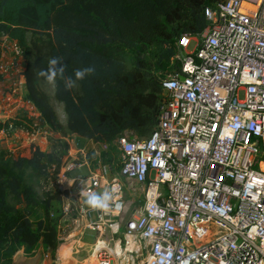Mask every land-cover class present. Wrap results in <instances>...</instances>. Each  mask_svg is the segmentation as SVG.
<instances>
[{"label":"built area","instance_id":"1","mask_svg":"<svg viewBox=\"0 0 264 264\" xmlns=\"http://www.w3.org/2000/svg\"><path fill=\"white\" fill-rule=\"evenodd\" d=\"M205 16L200 36L177 42L180 69L160 77L166 100L157 128L115 140L118 170L73 147L67 170L86 172L62 194L57 247L69 246V258L264 264V0H222ZM134 187L142 205L130 211L124 194ZM82 189L112 191L109 209L84 207ZM87 231L96 233L88 247Z\"/></svg>","mask_w":264,"mask_h":264},{"label":"trees","instance_id":"2","mask_svg":"<svg viewBox=\"0 0 264 264\" xmlns=\"http://www.w3.org/2000/svg\"><path fill=\"white\" fill-rule=\"evenodd\" d=\"M221 1L0 0V45L5 37L20 47L25 99L40 125L55 132L62 125L38 72L51 57L62 58L65 78L75 80L76 70L93 67L70 90L58 77L53 98L63 106L68 132L114 145L126 132L130 139L143 138L157 128L166 100L160 77L180 69L174 60L179 38L200 36L210 26L205 10ZM9 125L27 132L37 127L27 113L6 121V131ZM45 158L51 156L38 148L28 157L0 151V264H13L21 247L26 255L39 246L52 254L57 249L59 217L49 211L53 198L39 201L26 181L28 172L46 176ZM9 196L24 208L9 204Z\"/></svg>","mask_w":264,"mask_h":264},{"label":"rangeland","instance_id":"3","mask_svg":"<svg viewBox=\"0 0 264 264\" xmlns=\"http://www.w3.org/2000/svg\"><path fill=\"white\" fill-rule=\"evenodd\" d=\"M195 43L192 42L188 48V52H193ZM21 52V51H20ZM14 48V43L7 38H2L0 45V66L6 67L5 73L0 72V131H3V136L0 135V151L13 156L21 155L22 157L30 156L31 149L38 148L40 152L50 155L48 160L45 158L43 162L46 165V171L44 177L37 174L27 173V183L35 190L38 200L43 202V199L52 197L53 200L50 203L49 211L52 216L60 217L62 194L64 189L70 187L68 182L71 178V173L76 175L80 172H84L85 168L80 170H67L70 166V160L73 155V147L80 149L86 146L87 141L83 138H76L75 134L67 131L66 128V115L63 110L62 104L57 103L54 98V86L46 82L44 78L40 81L42 90L50 97L51 105L56 112L58 121L62 125L61 131H52L46 126L40 125L38 122V113L31 104L25 99L24 83L21 79L22 71V56ZM181 56H185L184 52H181ZM243 97L242 93H239V98ZM22 113H27L32 116L37 124L35 133L37 137L46 141L45 145H39L38 141L29 142L24 135H29L31 132H27L23 129L12 131L9 135L4 128V123ZM24 134V135H23ZM127 138H131L132 134L126 132L123 134ZM98 158L102 161L110 162L112 170H118V158L119 150L118 145H99L96 148ZM110 158V161L108 159ZM109 165V164H108ZM125 189H129L130 185L125 182ZM135 188V187H134ZM131 190V189H130ZM124 197L130 204V211L139 208L142 205V192L140 188H135V191H125ZM8 203L14 205L16 208H24L19 202H16L12 197H8ZM84 205V203H83ZM84 207H86L84 205ZM96 233L87 231L83 237L87 247L94 242ZM69 246L61 247L55 250L52 254L49 250H46L43 246H39L38 250L32 255H26L21 247L15 258L13 264H86L81 263V259L70 260L68 255ZM82 253L80 257H84ZM15 261V262H14Z\"/></svg>","mask_w":264,"mask_h":264},{"label":"clouds","instance_id":"4","mask_svg":"<svg viewBox=\"0 0 264 264\" xmlns=\"http://www.w3.org/2000/svg\"><path fill=\"white\" fill-rule=\"evenodd\" d=\"M47 69H41L38 72L40 77H43L50 85L55 86L57 78L60 77L64 80L65 90H70L76 85V81L84 79L87 75L92 74L95 69L87 67L75 71V80L71 77H64L65 65L61 57H51L47 61ZM79 195L84 197L83 203L86 208L90 210H103L107 211L112 200V191H104L103 193H96L82 189Z\"/></svg>","mask_w":264,"mask_h":264},{"label":"crops","instance_id":"5","mask_svg":"<svg viewBox=\"0 0 264 264\" xmlns=\"http://www.w3.org/2000/svg\"><path fill=\"white\" fill-rule=\"evenodd\" d=\"M22 83H23V81H22ZM29 103V102H28ZM32 107V106H31ZM33 108V107H32ZM3 134V131H0V135H2ZM24 135V134H23ZM37 135L38 134H34V135H24L26 138L25 139H27L29 142H35L36 140L38 141V143H39V145H45L46 144V141L44 140V139H40L39 137H37ZM3 136V135H2ZM77 138H79V137H77L76 136V138H75V140L77 139ZM87 141V144H86V146L85 147H83V148H80L79 150H83V151H85L86 152V154H87V157L89 158V159H91V157H93L94 155H96L97 153H96V148H98V146L99 145H102V144H99V143H95V142H93L92 140H86ZM74 146H75V143H74ZM76 147V146H75ZM77 148V147H76ZM78 149V148H77ZM72 158H73V156H72ZM71 158V159H72ZM71 161V160H70ZM86 172V170H84V172L82 173V172H80V173H78V174H76V175H73L74 173H71V178H73V177H75V176H77V175H79V174H84ZM40 249V248H39ZM38 250V249H37ZM24 252V251H23ZM17 254V253H16ZM16 254L14 255V257H13V259L15 258V256H16ZM70 260H74V258H69V261ZM15 262V261H14Z\"/></svg>","mask_w":264,"mask_h":264},{"label":"snow or ice","instance_id":"6","mask_svg":"<svg viewBox=\"0 0 264 264\" xmlns=\"http://www.w3.org/2000/svg\"><path fill=\"white\" fill-rule=\"evenodd\" d=\"M181 43H184V41H181Z\"/></svg>","mask_w":264,"mask_h":264}]
</instances>
